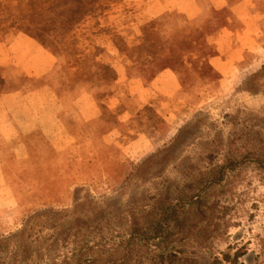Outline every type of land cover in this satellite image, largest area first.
Segmentation results:
<instances>
[{
  "label": "rangeland",
  "instance_id": "rangeland-1",
  "mask_svg": "<svg viewBox=\"0 0 264 264\" xmlns=\"http://www.w3.org/2000/svg\"><path fill=\"white\" fill-rule=\"evenodd\" d=\"M124 1L0 0V264H153L162 255L213 264L242 246L243 260L254 257L264 234V19L253 67L242 84H225L209 62L218 52L179 14L146 23L139 47L125 44L137 7ZM257 8L263 17L264 0ZM49 60L53 72L38 77ZM119 61L147 87L171 70L179 117L141 107L112 68ZM49 88L64 126L9 131L8 115L35 120L41 106L5 97ZM122 89L127 124L103 105ZM92 103L101 112L90 122ZM170 205L181 206L180 220L166 241L122 244Z\"/></svg>",
  "mask_w": 264,
  "mask_h": 264
},
{
  "label": "crops",
  "instance_id": "crops-1",
  "mask_svg": "<svg viewBox=\"0 0 264 264\" xmlns=\"http://www.w3.org/2000/svg\"><path fill=\"white\" fill-rule=\"evenodd\" d=\"M124 2L137 7L132 10L135 13V18L128 25L124 22L128 30L126 32L122 31L121 34L125 44L129 47L137 48L141 45L146 23L157 20L164 14L176 13L181 15L188 25L193 26L195 24L199 30L196 34L205 35L209 39V44L213 45L218 52L209 62L212 68L220 75L222 83L242 84L244 77L253 67L252 62L247 61V56L253 53L255 45H257L256 36L258 35L260 22L264 19V16L262 17L261 14L257 13V0H125ZM142 16H147L148 18L146 19L148 20L144 18L142 20ZM110 23L112 27L117 26L118 19L116 17L111 18ZM208 29L213 32L204 33ZM112 68L116 69L121 84H129L131 82V84L135 85L137 93H139L141 107H151L159 117H169L171 119L179 117L184 108V104L179 101L181 86L177 76L171 70L160 73L153 80L151 87H147L141 77L129 79L126 76L127 68L124 61H119ZM53 69V62L49 60L42 66V72L37 75L44 78L50 75ZM61 71L64 74L70 69L66 68ZM29 74L36 75V72L31 70ZM23 96L21 93H14L7 95L5 99L16 100L17 98H25L26 104L24 106L28 111L32 107V103L37 99L38 102L40 101L42 109V111L41 109L39 110L41 112L39 114L42 116L43 112L45 119L39 114L35 120L30 118L31 114L25 116L23 120H17L18 118L16 117L12 119L8 115V119L6 120L5 118L2 123L9 127V131H33L29 128L34 127L35 123L37 125L42 123L50 127L58 124L62 125V127L64 126L60 120L59 113L55 114L52 111L55 106V95L50 91V88L46 92L42 91ZM126 101V92L124 93L123 90L117 94L109 93L103 105L110 109L109 111L111 112L120 111L121 117H123L121 122L126 123L129 121V116L125 117L129 112V106ZM100 112L99 104L92 103L88 121L92 122L98 119ZM18 125L28 128L18 130ZM58 129L61 131L59 126ZM114 135L122 137V132L116 130Z\"/></svg>",
  "mask_w": 264,
  "mask_h": 264
},
{
  "label": "trees",
  "instance_id": "trees-1",
  "mask_svg": "<svg viewBox=\"0 0 264 264\" xmlns=\"http://www.w3.org/2000/svg\"><path fill=\"white\" fill-rule=\"evenodd\" d=\"M180 207L178 205H170L168 208L162 210L157 220L152 224V227L149 230L144 229V227L138 224L133 225L130 230L131 239L122 244L126 246V244L139 239L150 243L151 246H159L171 236L174 226L173 224L180 220ZM235 250L236 252L234 255L224 254L221 259L216 258L213 264H264V234L258 238L257 249L252 251L254 257L250 261L246 262L243 260L249 252V248H247V246H242L241 248H236ZM124 253L125 251L123 252V255H125ZM74 261L76 264V260ZM120 261L121 260L119 259V261H110L106 264H115ZM78 264H81V262H78ZM153 264H200V262L196 259L179 258L176 255L169 257L162 255L159 257V260Z\"/></svg>",
  "mask_w": 264,
  "mask_h": 264
}]
</instances>
